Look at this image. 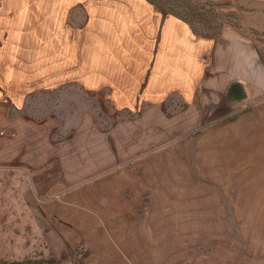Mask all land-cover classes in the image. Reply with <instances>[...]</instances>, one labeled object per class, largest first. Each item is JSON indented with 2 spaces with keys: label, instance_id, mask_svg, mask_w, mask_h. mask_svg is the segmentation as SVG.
<instances>
[{
  "label": "rangeland",
  "instance_id": "1",
  "mask_svg": "<svg viewBox=\"0 0 264 264\" xmlns=\"http://www.w3.org/2000/svg\"><path fill=\"white\" fill-rule=\"evenodd\" d=\"M149 1L228 34L245 98L212 115L32 99L52 152L0 164V264H264V0Z\"/></svg>",
  "mask_w": 264,
  "mask_h": 264
},
{
  "label": "crops",
  "instance_id": "2",
  "mask_svg": "<svg viewBox=\"0 0 264 264\" xmlns=\"http://www.w3.org/2000/svg\"><path fill=\"white\" fill-rule=\"evenodd\" d=\"M230 42L149 0H0L2 168L51 156L46 120L28 107L70 87L123 112L163 111L170 100L194 114L226 112L228 89L242 79L230 70Z\"/></svg>",
  "mask_w": 264,
  "mask_h": 264
},
{
  "label": "trees",
  "instance_id": "3",
  "mask_svg": "<svg viewBox=\"0 0 264 264\" xmlns=\"http://www.w3.org/2000/svg\"><path fill=\"white\" fill-rule=\"evenodd\" d=\"M245 97V92L240 83H232L227 92L228 100H240ZM51 264V262H49Z\"/></svg>",
  "mask_w": 264,
  "mask_h": 264
},
{
  "label": "built area",
  "instance_id": "4",
  "mask_svg": "<svg viewBox=\"0 0 264 264\" xmlns=\"http://www.w3.org/2000/svg\"><path fill=\"white\" fill-rule=\"evenodd\" d=\"M0 134L2 135V134H3V132H0Z\"/></svg>",
  "mask_w": 264,
  "mask_h": 264
}]
</instances>
